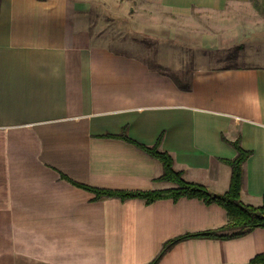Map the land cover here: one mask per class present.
<instances>
[{
    "label": "crops",
    "instance_id": "obj_1",
    "mask_svg": "<svg viewBox=\"0 0 264 264\" xmlns=\"http://www.w3.org/2000/svg\"><path fill=\"white\" fill-rule=\"evenodd\" d=\"M134 1L176 18L215 19L221 34L264 4ZM90 13L85 1L0 0V264H149L165 241L227 223L221 206L198 199H95L78 187H173L156 181L161 163L123 131L147 147L160 137L175 171L218 194L238 141L250 152L241 201L262 203L264 64L197 68L182 79L94 38ZM263 252L257 228L179 242L157 264H253Z\"/></svg>",
    "mask_w": 264,
    "mask_h": 264
},
{
    "label": "rangeland",
    "instance_id": "obj_2",
    "mask_svg": "<svg viewBox=\"0 0 264 264\" xmlns=\"http://www.w3.org/2000/svg\"><path fill=\"white\" fill-rule=\"evenodd\" d=\"M91 5L90 32L114 50L132 54L186 79L197 68L264 64V5L252 4L236 31L213 33L211 18H176L134 0H75ZM238 46L242 48L238 49ZM236 54L234 58H229Z\"/></svg>",
    "mask_w": 264,
    "mask_h": 264
},
{
    "label": "trees",
    "instance_id": "obj_3",
    "mask_svg": "<svg viewBox=\"0 0 264 264\" xmlns=\"http://www.w3.org/2000/svg\"><path fill=\"white\" fill-rule=\"evenodd\" d=\"M256 5V4H255ZM264 5V4H263ZM242 46H238V49ZM236 54L229 58H234ZM230 68V67H226ZM123 139L136 145L141 150L145 151L152 158L159 161L162 165V174L156 181L168 182L173 185L171 188L163 190H152L145 192H125V191H108L94 189L87 186H80L85 190L93 192L95 199H102L107 197L119 198L121 201L128 199L139 198L150 204L157 200L171 199L176 202L180 198L198 199L204 204H217L221 206L227 214L228 221L224 225L216 229H209L195 233H185L173 239L167 240L162 244L158 255L149 263L157 264L163 255L168 252L175 244L190 240V239H219L230 240L240 238L250 233L254 229H264V192L262 195V203L259 206L245 204L241 201L240 194L243 181V164L250 155L249 151L242 149L238 141L232 143L236 149V156L234 159L226 161L225 163L230 167V179L227 190L224 193H212L201 184L191 183L183 178V173L173 169L172 157L158 149L160 137L156 144L152 147H147L134 142L123 133L120 135ZM62 178L66 179L64 176ZM253 264H264V252L255 255L251 259Z\"/></svg>",
    "mask_w": 264,
    "mask_h": 264
}]
</instances>
